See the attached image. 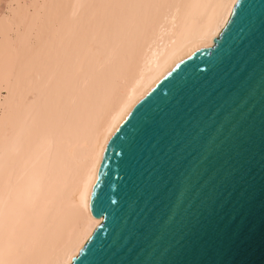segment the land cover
Masks as SVG:
<instances>
[{
	"label": "water",
	"instance_id": "water-1",
	"mask_svg": "<svg viewBox=\"0 0 264 264\" xmlns=\"http://www.w3.org/2000/svg\"><path fill=\"white\" fill-rule=\"evenodd\" d=\"M72 264H264V0H237L120 126Z\"/></svg>",
	"mask_w": 264,
	"mask_h": 264
},
{
	"label": "bare ground",
	"instance_id": "bare-ground-1",
	"mask_svg": "<svg viewBox=\"0 0 264 264\" xmlns=\"http://www.w3.org/2000/svg\"><path fill=\"white\" fill-rule=\"evenodd\" d=\"M9 1L10 0H0V17H2V15L4 14V10L6 9V5L8 4ZM80 1L81 0H71V5H69L71 8L70 9L68 8L72 14V16H70L71 14L68 12L70 17H74L75 14L77 15L79 3H81ZM85 1L86 0H84L83 2L84 4H86ZM236 1L237 0H159L158 2L156 1L147 2V0H124L121 8L119 9L120 12L116 16V19L112 21L109 25L105 26V29L102 27L103 31L101 29L99 33H97L99 30L98 26L100 25L102 20L104 21V23L106 22L104 20V17L103 18L101 17L102 18L101 22L97 23L99 20L96 21V23L99 25L95 27L94 24L93 28H95V30H93L92 28V31L88 32L87 36H84L86 39L85 40L83 39L84 42L82 43L84 44H81V46L83 47L80 46L82 48L80 49V51L83 49L84 51L85 50L87 51L86 54H88L89 56L88 62L85 61L87 63L86 64L84 63L85 64L84 65L83 64L84 58H81L82 55L80 54L81 56L79 55L78 60L82 59L81 60L82 62L79 61L80 63H78L77 65H76L77 62L74 61L75 64L73 62L74 67L76 66L78 67L77 73L76 74H74L73 72L70 73L71 70L69 72L66 71V73L68 72L70 74V77L71 76L73 77L72 74H74L75 77L74 78L68 77L70 78V82H67L68 85L70 84L69 86L65 84V82L63 83L65 84L64 86L66 85L68 86V88L64 87L63 90L64 92L67 90V92L65 95L63 94L65 96V97L62 96L64 97L63 100L60 101L58 105H56L51 120L49 119L50 120L49 124L51 125L49 126V129L47 130L46 133L47 139L45 146H42L39 150L33 152L32 157L29 156L30 159L24 157L25 159L23 158V161H20V163L17 166V170H15L14 172L15 174L13 176H11L10 178H5L4 176H0V214L4 209V204L6 200L9 198L12 190L15 187L21 191L20 192L21 195L19 196V200L21 202L24 201L26 197L31 198L33 197V195L35 196V190L38 188L39 183L41 181L40 172L36 171L35 173H33L30 180L24 185V183H22V180L26 175L28 169L37 162L38 157L47 148L46 147L47 144H50V142H52V140L56 136L57 131L60 130L61 127H63L66 123H68L71 116L73 115V114L70 115L72 106L75 104L79 93L88 84V82L92 79V77L103 71V69H105L107 66H109L118 59L117 66L108 74V76L103 80V82H101L100 86H102V89L98 91L97 89L95 90L94 100L96 101L95 102L90 101L88 103L87 108H92V109L90 110L87 109L83 118H85L86 120L88 117L91 116L92 117L87 119L86 125L84 124L85 127L86 126L87 127L85 128L83 133H81V135L79 133L77 138L75 139L72 138V140L70 139L67 140L66 138V141L63 144V148H61L63 149L64 156L69 157L68 159H70L71 162H69L68 165L66 166V170L62 172L63 176L61 174L60 175L62 176L61 178L57 177L59 179L58 181L59 185H57L58 186L57 190L55 189L56 194L51 199V202H49L51 203V205H49V207L41 206V208L37 211L38 218L40 219L38 220L36 225L32 228V230H28L25 232L26 233L25 236L27 235V237L24 238L22 243H20L19 249H15V247L12 246L11 244L6 245V250L0 254V263L2 264H72L73 260L80 254L81 250L90 240L94 231L98 228V226H100V224L103 221V218L97 219L92 214L91 205H90L91 194L96 178L100 172V169L105 161V158L109 152L111 144L120 126L129 116V114L133 111V109L143 100V98L147 94H149V92L153 90L169 74V72H171L179 64V62L183 60L189 53H191L192 51L198 48L213 46L214 39L220 35V33L222 32V30L225 28L228 21L230 20ZM88 2H90V0H88ZM88 2L85 6L88 5ZM99 2L103 3L101 0H99ZM65 3L66 1L64 0V4ZM84 4H82L83 6L81 8L84 7ZM26 6H27V11L26 13L24 12V14L22 15L23 17H16L15 22L13 23V25L17 24L18 22H21L22 24L21 26L22 28L20 30L21 32L17 37V42L24 35H26V32L30 25V19H31L30 12L33 9L35 11L36 8H39L40 16L38 18L37 25H35L31 29L29 34V43L31 44H29L30 46L27 50V59L22 69V78L21 80H19L20 81L19 85L18 86L16 85L17 88L14 86L16 94L20 95L21 97V100L19 98L20 100L19 101L18 98L15 97L14 95V97L19 101L18 103H20V107L21 105L22 106L24 105L25 107V105L30 100L35 99V97L38 95L39 89L37 88V86L39 85H36V83H38L36 81L37 80L43 81L44 78L47 79L48 77H50L51 72H53L52 70L55 67H57V63H58L57 62L58 60H53L52 66L48 64V66H50L49 68H51V70H49L42 68L44 61L49 57V54L50 55L54 53L57 54L60 47L63 48L62 45L65 43V39L67 35L71 33L68 31L70 29H68L65 34H62V38H61L59 31H55L56 34L58 33L61 39L58 38L59 40L56 39V42H50L52 28L56 24V21H53V19L57 17L56 15L53 18V14H52V11L55 6V0H36L31 2L29 0ZM63 6L62 9L65 7ZM92 9L94 8L92 7ZM57 10L54 9V11ZM63 12H61V16ZM89 12H88L89 13L88 16L92 14L95 15L98 11L96 13L95 12L93 13L92 11ZM98 13H100V11ZM98 15L100 17V14H97V16ZM69 16L65 18H67L68 20ZM60 17H58L56 20H58ZM76 18L77 17H75V20H77ZM61 19L62 17L60 18V20ZM81 20H82V16H81ZM95 20L97 19H94V21ZM70 21L73 22V20ZM92 22H90V24H93ZM63 23L65 22L63 21ZM68 24L66 22V28L69 27L67 26ZM79 24L80 23H78V25ZM71 25L70 28L73 29ZM87 25H89V21ZM82 27L84 28V25H82ZM77 28L78 30L77 29L74 30L79 31L78 26ZM63 32H65V29ZM67 32L69 33L67 34ZM82 34L83 32L81 33V35ZM83 40L81 39V41ZM76 41L78 42V40ZM75 43L76 42H74V44ZM62 48L61 51L64 49ZM66 48L67 47L65 46V49ZM71 49H73V45ZM70 50L68 51V54L71 53ZM61 56L62 55L58 57ZM64 59L66 60L67 58ZM4 63H6V61ZM4 66L8 67L7 64ZM74 67H72V70ZM74 72L76 71L74 70ZM56 74H54V77L56 76ZM67 74L66 76H68ZM60 75H58V78L56 79H59ZM53 80L54 79H52V81ZM62 82H60L59 85L62 84ZM9 88L13 89V87H9ZM59 88L62 89L61 87ZM93 88H97V86L95 85L93 86ZM2 89L4 90V88ZM43 90L42 92L45 91ZM15 91L13 89V94ZM54 91L56 93V90ZM6 96L9 97V95L7 94ZM44 96L42 97L45 99ZM50 96L51 93L49 94V97ZM58 98H60L59 95ZM46 100L47 99H45V101ZM86 101L88 102V100ZM9 102L10 100L9 101L5 100L1 106L3 113L2 115H0V147L6 146L8 141L11 139V136L13 135V124H11V120H10L12 118L9 119L6 116L7 110L10 111ZM46 105L48 104L46 103ZM45 112L48 113L47 109ZM31 114H33V111L31 112ZM44 115L46 116V114ZM8 116L10 117L12 116V114L9 113ZM40 116L41 115L39 113V118ZM30 117H32V115ZM23 119L26 120V118ZM29 119L27 118L28 121ZM20 122L17 126L22 125ZM20 127L18 128L20 129ZM22 128L23 127H21V131H23ZM39 130H41V128ZM17 132H15L16 135ZM42 133L40 132L39 134L41 135ZM30 135L33 134H29V136ZM46 137H44V139ZM18 138H20V136ZM64 138L65 137H63V139ZM25 139L26 136L24 140ZM20 141L25 143L23 139ZM30 141L31 140H28L29 144ZM40 142L39 143L37 142V145L39 144L38 146H40ZM11 146L12 145L10 144V147ZM23 146L26 147L29 145L25 146V144L24 145L21 144V149L23 148ZM29 148L32 149L31 147ZM25 149L27 152V148ZM30 149H28L29 153L31 151ZM0 151L2 152L3 150L1 149ZM16 151H18V149ZM5 154L6 151L4 155ZM24 155H28V153ZM0 156H1L0 158H2V155ZM4 157H6V155ZM12 157L14 156L12 155ZM3 160L4 158L0 160V162ZM16 160L17 159H15V161ZM13 161L12 163H14ZM63 161L64 160H58V163L56 165L57 170L65 164L66 160L64 161V163ZM18 162L16 161L15 163ZM58 174H56V176H58ZM30 215H28L29 218ZM12 252L14 253L18 252V253L16 255L15 254L11 255L10 253Z\"/></svg>",
	"mask_w": 264,
	"mask_h": 264
},
{
	"label": "rangeland",
	"instance_id": "rangeland-1",
	"mask_svg": "<svg viewBox=\"0 0 264 264\" xmlns=\"http://www.w3.org/2000/svg\"><path fill=\"white\" fill-rule=\"evenodd\" d=\"M28 1L29 0H25V1L24 0H10L8 2V4L6 5V9L4 10V14L2 15V17H0V52L3 50L0 53V72L2 73V74L0 73L1 74L0 75V102H1L0 103V115H2V113H3L2 112V107H1L2 106V103L5 100H8V101L10 100V102H9V104H10L9 105L10 111L7 110L6 116L9 119L12 118L10 120H11V124H13V135L11 136V139L12 138L13 139L12 140L10 139L8 141V143L6 144V146L0 147L3 150L2 152L0 151V155H2V158H0V160H2L4 158V160L1 161L2 163L0 162V176H4L5 178H10L11 176H13L15 174L14 172H15V170H17L18 164L20 163V161H23V158L24 157L30 159V157H32V155H33V152L39 150L42 146H45L46 139H47L46 133H47V130L49 129V126L51 125L49 123H50L52 114L55 111L54 109H55L56 105H58V103L63 100V98L65 97L64 95L67 92L66 88H68V86L70 85V84L68 85L67 82H70V78L72 76L70 77V74L68 72L71 70L70 73H72V72L74 74L77 73V68L78 67L77 66L74 67V64H75V62H77L76 65L78 63L82 62L81 61L82 59L81 60H78L80 54L83 56L82 57L80 55L81 58H84L83 59V64L84 63L86 64L88 62L89 56H88V54H86L87 51L86 50L84 51V49L80 51V49H82L81 47H83V46H81V44H84L82 42H84V40L86 39L84 36H87L88 32L92 31V28L94 27V24H95V27H97L99 25L97 23L101 22V19L104 17V20H105L106 23H104V21L102 20V22L98 26V29L99 30H98L97 33H99L101 31V29L103 31V28L105 29V26L109 25L112 21H114L116 19V16L119 14V12H120L119 9L121 8L122 3H123L124 0H117V1L116 0H101L103 3L99 2V0L98 1L97 0H94V1L93 0H90L91 3L88 2V0H86L85 3L87 4V2H88V5L87 6H85L86 4L83 3L84 0H81L80 1L81 3H79V8H78V11H77L80 14L77 13V15L75 14L74 17H70V16H72V14H71V12L69 10L71 8L69 6V5H71V0H65L66 1L65 4H64V0H63V2H62V0H55L54 9L57 10L59 8L58 9L59 11L58 10L57 11H54V9L52 11L53 18L56 15H57V17H55V19H53V21H56V24L52 28L50 42H56V39L57 40L61 39L62 38V34H65L66 31L68 29H70L68 31L71 32V33L67 32V34L68 33L69 34L67 35V37L65 39V43H64L67 48L65 49V46L63 44L62 46H63V48L65 50L62 47H60V49H59V51L57 53L58 55L56 53L51 54V55L49 54V57L45 60L46 62L44 61V64H43L42 68L51 70V68H49V67L53 65V60H58L57 61L58 62L57 63V67H55L52 70L53 71V72H51V75L52 76L50 75V77H48L47 79L44 78L43 81H40V80H37L36 81V82H38V83H36V85H39V86H37V88L39 89V92H38V95H37L38 97L36 96L35 99L30 100L25 105V107H24V105L23 106L21 105V107H20V103H18V102L21 100V97H20V95H17L16 94L15 87L17 88V86L20 83L19 80H21V78H22V69H23L24 63H25V61L27 59V50H28V48L30 46L29 44H31V43H29V34H30L31 29L35 25H37V21H38V18L40 16V9L39 8H36L35 11L33 9L30 12L31 13V19H30L29 28H28V30L26 32V35H24L18 42H17V37H18V35L21 32L20 30L22 28L21 27L22 24H21V22H18L17 24L13 25V23L15 22V18L16 17H23L22 15L24 14V12L26 13V11H27V6L26 5H27V2ZM31 1H36V0H30V2ZM148 1H150V2H152V1L158 2L159 0H147V2ZM92 2H94V3H92ZM95 3H97V4H95ZM59 4H61L62 6L64 5L65 7L63 6L64 8L62 9V6L59 5ZM82 4H84V7L85 8L87 7L89 10L87 8L85 9L84 7H83L84 9L81 8L83 6ZM94 5H96L97 8ZM92 7L94 9H92ZM65 8H66V11H65ZM60 9H61V11H60ZM102 9H103V12H102ZM81 10H82V12H81ZM89 11H92L93 13L94 12L96 13L97 11L98 12L100 11V13L97 12L95 14L96 17H98V18H96L95 15L92 14V12H91L92 15H89L90 16V18H89V16H88V14L90 13ZM61 12L65 13V14L62 13V16H61ZM68 12L71 14L70 16H69V13ZM101 12H102L103 15L101 14ZM104 12H105V15L106 16L104 15ZM8 13H9V15H8ZM97 14H100V17H99V15L97 16ZM59 15L62 17L61 20H60L61 17ZM67 15L69 16V19L68 20H67V18H65V17H68ZM81 16H82L83 22L81 20ZM84 16L87 17L88 19L85 18ZM58 17H60V18L58 20H56ZM75 17H77L76 18L77 20H75ZM78 18H80V19H78ZM86 19H87V22H86ZM94 19H97V20L94 21ZM70 20H73V22L75 21L74 23H76V24H74ZM92 20H93V22H92ZM63 21L65 23H63ZM68 21H69V24H68ZM88 21H89V25H87L88 24ZM96 21H98V22L96 23ZM66 22L68 24L67 26H69L68 28H66ZM70 22H72V23H70ZM90 22H92L93 24H90ZM78 23H80V24L78 25ZM57 24L59 25V27L60 26L61 27L59 28ZM64 24H65V26H64ZM70 25H71V27L73 29L70 28ZM82 25H84V28L82 27ZM90 25H92V26H90ZM77 26L79 27V31H77L78 30ZM55 27H56V29H55ZM81 27H82V29H81ZM62 28L65 29V32H63L64 29H62ZM74 29H77V30L75 31ZM93 30H95V28H93ZM55 31H59V34H60V37L61 38L59 37L58 33L56 34ZM80 32L81 33L83 32V34L81 35ZM55 34H56V36H55ZM69 35L71 36V38H70ZM81 36H83V37H81ZM77 37H78V39H77ZM80 38L82 40L83 39L84 40L81 41ZM74 39H75V41H74ZM76 40H78V42ZM66 42L68 43V45H67ZM74 42H76L77 44L75 43L76 44L75 45ZM14 45H15V48H14ZM72 45H73V49H71ZM61 48L63 49L62 51H61ZM74 49H75V51H74ZM78 49H79V51H78ZM69 50H70L71 53L68 54V51ZM82 51H84V52H82ZM77 52H79V53H77ZM61 53H63V54H61ZM10 54H11V56H10ZM19 54H21V55H19ZM54 55H55V57H54ZM60 55H62V56L61 57H58ZM8 57H11V58H8ZM18 57H20V58H18ZM63 57L64 58H67V59L65 60ZM5 61H6V63H4ZM85 61H87V62H85ZM66 62H67V64H66ZM73 62H74V64H73ZM16 63H17V65H16ZM117 63H118V59L115 62H113L112 64H110L109 66H107L105 69H103V71H101L100 73H98V74H96L95 76L92 77V79L88 82V84L79 93L75 104L72 106L70 115L73 114L74 116L73 115L71 116L70 120L68 121L69 124L66 123L63 127H61L60 130L57 131L56 136L54 137V139L52 140V142H50V144H47V146H46L47 148L40 154V156L37 159V162L35 164H33L28 169L26 175L24 176V178L22 180V183H24V185H25V183H27L30 180V178L33 175V173H35L36 171L40 172V176H41L40 179H41V181L39 183L38 188L35 190V196L33 195V197H31V198H27L26 197L25 200L21 202L19 200V196L21 195V193H20L21 191L18 190L16 187L12 190L9 198L6 200V202L4 204V209H3L2 213L0 214V254L6 250V245L7 244H11L12 246L15 247V249H19L20 243H22L23 240H24V238L27 237V235L25 236V234H26L25 232L28 231V230H32V228L36 225V223L40 219V218H38V212L37 211L41 208V206L49 207V205H51V203H49V202H51V199L56 194L55 189L57 190V188H58L57 185H59V182H58L59 179L58 178L59 177L61 178L63 176V173L62 172L66 170V166L68 165L69 162H71V160L68 159L69 157H67V156L65 157L64 156L63 149H61V148H63V144L66 141V138H67V140L68 139L72 140V138L73 139L77 138L78 134L80 133V135H81V133H83V131L87 127V126L85 127V125L87 124L86 121H87L88 118H91L92 117V116L91 117H88L86 120H85V118H83L84 115H85V113H86V110L87 109H89V110L92 109V108H87L88 107V103L90 101H92V102H95L96 101V100H94L95 90L97 89V91H98V90L102 89V86H100L101 82H103V80L108 76V74L117 66ZM6 64L8 65V67L6 66L7 68L4 66ZM48 64H50V66H48ZM2 65H3V67H2ZM60 65H62V66H60ZM14 67H15V69H14ZM72 67H74L75 69L73 68V70H72ZM4 68H5V70H4ZM74 70L76 72H74ZM66 71H68L67 72L68 74L66 73ZM54 74H56L55 77H54ZM66 74L68 76H66ZM74 74H72L73 75L72 78L75 77ZM58 75H60L59 76V79H56V78H58ZM63 77L64 78L66 77V78L64 79ZM68 77H70V78H68ZM45 79H46V81H45ZM52 79H54V80L52 81ZM62 80H63V82H62ZM42 82H44V83H42ZM54 82H55V84H54ZM60 82H62V84L65 82V84H67L68 86L67 85L64 86L65 84H63V85L60 84L59 85ZM6 83H7V85H6ZM52 85H54V86H52ZM95 85L97 86V88H93V86H95ZM9 87H13V89L15 91L14 94H13V89L12 88H9ZM42 87H43V89L45 91L42 89ZM59 87H61L62 89H60ZM64 87H66L65 88V90H66L65 92L63 91L64 90ZM2 88H4V90ZM57 88H58V90H57ZM91 89H92V91H91ZM42 90L44 92H42ZM54 90H56V93H55ZM49 91L51 93V96H50L51 98L49 97V94H50ZM61 92H63V93H61ZM54 93H55V95H54ZM6 94L9 95V97H7ZM14 95H15V97L18 98V100L20 98V100L18 101L14 97ZM58 95H59L60 98H58ZM42 96H44L45 99H47V100L45 101V99ZM62 96H64V97H62ZM41 98H42V100H41ZM99 98H100V96H99ZM49 100H51V101H49ZM86 100H88V102ZM39 101H40V103H39ZM31 102H32V104H31ZM37 103H39V104H37ZM46 103L48 105H46ZM85 103H86V105H85ZM18 106L20 107V110H19V107ZM16 107H18V108H16ZM11 108H12V110H11ZM35 108H36V110H35ZM84 108H85V110H84ZM46 109H47V112L48 113L45 112ZM50 110H51V112H50ZM32 111H33V114H31ZM76 112H77V114H76ZM9 113L12 114V116L9 117L8 116ZM39 113L41 115L40 118H39ZM44 114H46V116ZM14 115H15V118H14ZM17 115H18V117H17ZM31 115H32V117H30ZM18 118H19V120H18ZM23 118H26V120L23 119ZM27 118L28 119L30 118L29 121L27 120ZM13 122H15V123H13ZM19 122L23 126L22 125L17 126L19 124ZM43 122H44V124H43ZM75 124H76V127H75ZM20 126L23 127L22 128L23 131H21V127ZM24 126H26V127H24ZM18 127H20V129ZM32 127H33V129H32ZM40 128H41V130H39ZM18 129H19V131H18ZM69 129H72V130H69ZM42 130H43V133H42ZM15 132H17V135H18V137L20 136V138L17 137V135H16ZM40 132L42 133L41 135L43 136V138L39 134ZM27 134H28V136H27ZM29 134H33V135H30L29 136ZM68 135L70 136V138H69ZM25 136H26V139L28 138L27 140L25 139L26 141L24 140ZM38 137H41L42 139L41 138H38ZM44 137H46V138L44 139ZM63 137H65V138L63 139ZM36 138H38V139H36ZM14 139H15V141H14ZM22 139H23V141H25V143L22 142V141H20ZM28 140H31L30 141V144H29ZM13 141H14V143H13ZM17 142H18V144H17ZM37 142L38 143L40 142V146H38L39 144L37 145ZM8 144H9V146H8ZM10 144L12 145L11 146L12 148L10 147ZM21 144L22 145L25 144V146L26 145H29V146H26V147L23 146V148L21 149ZM29 147H31L32 149H30ZM55 147H56V149H55ZM25 148H27V152H26V149ZM17 149H18V151H16ZM28 149L31 150L30 151L31 154L29 153V150ZM5 151H6V154H5L6 157H4L5 156L4 155ZM12 152H14V153H12ZM25 152L28 153V155H24V154H26ZM22 153H24V154H22ZM12 155L14 157H12ZM59 156H60V158H59ZM61 156H62V158H61ZM7 157H8L9 160L7 159ZM15 159H17L16 161L17 162L19 161V162L18 163H15L16 162ZM7 160H8V162L11 160L9 163H12V161L14 160L13 162L15 164L14 163H12L13 165L12 164H9L7 162ZM58 160H64V161L66 160V161H65V164L57 170L56 165L58 163ZM64 161H63V163H64ZM55 172H56V174H58L59 172L60 173L58 174V176H56ZM61 174H62V176H60ZM27 214L28 215L31 214L30 215V218L28 217ZM17 253L12 252L10 254L11 255L12 254H15L16 255ZM0 264H2V263H0Z\"/></svg>",
	"mask_w": 264,
	"mask_h": 264
}]
</instances>
